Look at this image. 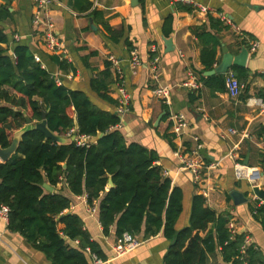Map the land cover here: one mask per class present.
Masks as SVG:
<instances>
[{
	"label": "crops",
	"instance_id": "0c3cea01",
	"mask_svg": "<svg viewBox=\"0 0 264 264\" xmlns=\"http://www.w3.org/2000/svg\"><path fill=\"white\" fill-rule=\"evenodd\" d=\"M7 2H10L13 17L0 21V27L10 38L3 46L12 51L15 43H27L35 51V57L40 58L39 52L58 55L48 50L37 32L35 0H0V6ZM88 3L90 7L84 9ZM177 3L193 8L178 9ZM94 10L100 11L101 18L108 20L114 29L124 28L125 35L120 42L107 41ZM49 12L54 33L64 47L63 55L75 64L76 71L66 74L48 58L43 65L59 77L65 76L73 87L86 90L100 108L116 112L120 116L116 128L127 142L140 143L159 154L158 164L185 193V212L177 228L188 223L191 197L199 193L210 207L229 211L238 232L250 235L264 251V226L252 213L255 204L264 201V181L252 183L238 179L235 174L236 162L252 167L264 163V113L259 105L264 98V0H55ZM170 14L174 15L173 29L170 36H166L164 20ZM209 15L223 20L228 28L219 31L211 28ZM204 25L208 33L219 40L215 67L222 62L225 48L234 56L243 47L249 50L244 66L233 65L227 73H216L226 77L235 66L249 70L243 91L236 98L229 95L227 87L222 91L206 83L205 77L212 75L201 70V52L206 42L212 41L209 36L201 38L196 33L198 30L194 31ZM168 38L173 39V50L169 51L164 42ZM126 39L133 44L141 62L136 70H131L129 65L131 51ZM254 43H258L256 49H252ZM111 56L120 61L130 95L127 110L122 113H118L117 106L98 98L89 86L91 77L105 69ZM112 71L116 76L113 66ZM189 79H196L200 87L184 86V81ZM163 86L170 88V105L154 93L156 88ZM110 93L118 99L116 86ZM171 111L184 112L189 121L181 137H176L171 130ZM230 129L237 133H231ZM242 131L250 136L243 138ZM194 136L200 138V155L205 164H214L212 169H203L201 183L193 181L191 173L182 168L174 154L177 149L191 151L195 146ZM53 190L71 198V211L81 216L85 228L101 245L111 264H165L164 255L171 241L161 232L141 239L138 247L116 257L115 226L108 236L103 234L97 205L91 208L86 194H72L63 182ZM235 191L242 193L243 202L236 203L232 196ZM0 264L52 263L20 233L12 232L8 219L0 218ZM208 264L231 263H225L218 253Z\"/></svg>",
	"mask_w": 264,
	"mask_h": 264
},
{
	"label": "trees",
	"instance_id": "16d2710c",
	"mask_svg": "<svg viewBox=\"0 0 264 264\" xmlns=\"http://www.w3.org/2000/svg\"><path fill=\"white\" fill-rule=\"evenodd\" d=\"M9 3L0 6V21L13 17ZM89 7L88 3L84 9ZM177 8L193 7L177 3ZM93 12L96 18L99 16L107 41L120 42L124 28L114 29L101 18L100 11ZM208 17L211 28H228L220 18ZM173 20V14L164 20L166 36L171 34ZM206 27L194 29L199 37L209 36L212 41L202 48V72L215 68L219 45ZM8 42L9 36L0 27V146L12 144L15 131L27 124L25 114L37 123L47 113L48 128L69 139L58 142L39 129H31L23 135L17 152L9 160L0 161V206L9 207L8 227L12 232L20 233L52 264H92V254L106 260L81 216L71 211V198L45 188L46 183L56 188L63 182L72 194H86L91 208L97 205L104 235L108 236L113 226L117 237L128 232L140 240L161 232L171 241L165 264H208L218 253L225 263L264 264V251L258 245L244 247L246 233L232 234L231 213L210 207L202 194L191 197L188 223L178 229L185 212V193L158 164L159 154L140 143L127 142L116 128L120 123L116 112L100 108L86 90L73 87L65 76L59 77L43 65L48 58L68 74L76 71L74 63L42 52L37 61L29 44L14 42L11 51L3 46ZM126 43L129 51L134 50L128 39ZM232 71L241 84L249 77L246 68L235 66ZM205 79L219 90L226 89L224 74ZM119 82L108 60L105 69L91 77L89 86L98 98L117 106L119 101L110 92ZM71 130H77L78 136L103 135L88 146H78L77 140L71 139ZM252 213L264 226V201L256 203Z\"/></svg>",
	"mask_w": 264,
	"mask_h": 264
},
{
	"label": "built area",
	"instance_id": "2783aa9c",
	"mask_svg": "<svg viewBox=\"0 0 264 264\" xmlns=\"http://www.w3.org/2000/svg\"><path fill=\"white\" fill-rule=\"evenodd\" d=\"M55 0H35L36 11L34 13V23L37 27V32L42 38V43L46 45L49 51L54 54H58L62 58H66L63 55L64 47L62 43H60L59 39L54 33V22L50 16V6ZM258 43L253 44L252 49H256ZM36 60L40 61V58L36 56ZM112 62V66L116 70V76L120 80L116 86V92L118 94L119 104L117 105L118 113H122L127 110L130 95L128 94L125 87V79L122 68L120 66V61L111 56L109 59ZM141 64L139 57L137 55V51H131V58L129 61V65L131 70H136V68ZM58 84H61V81L58 79ZM184 86L198 89L200 87V83L196 79H189L184 81ZM225 84L228 90V93L231 97L236 98L241 95L243 91V84L238 80L233 71H230L225 77ZM154 93L157 97L161 98L166 104H171L170 99V88L167 86L158 87L154 90ZM260 111L264 113V98L259 101ZM169 119L172 123L171 130L176 137L183 136L187 128L189 126V121L187 116L182 111H171L169 114ZM74 130H71L69 134L73 133ZM231 133L236 134L237 131L235 129H230ZM241 136L243 138L249 137V133L247 131H242ZM91 136L88 135H76L77 145L78 146H88L92 143ZM195 146L191 151H181L179 149L175 150L174 154L179 159L182 168L189 171L192 175L193 181L195 183L203 182V169L206 167L208 170L214 167V164L206 165L203 161V158L200 155V149L202 148V144L200 142V138L198 136H194ZM235 174L238 179H244L249 182L255 183L264 181V163L259 167H252L246 165L242 162H236L235 164ZM206 194V192H204ZM262 204V202L260 203ZM95 208V207H94ZM9 215V207L7 205L0 206V218L8 219ZM229 228L233 235L238 233L237 225L232 220L229 223ZM254 241L250 235H246L245 246L253 244ZM141 244V240L135 237L133 234L125 232L122 236L117 238V242L115 245V256L120 257L126 254L127 252L135 249ZM90 251L89 248H87ZM92 264H111V259H102L98 257L96 254H92Z\"/></svg>",
	"mask_w": 264,
	"mask_h": 264
},
{
	"label": "water",
	"instance_id": "95a60500",
	"mask_svg": "<svg viewBox=\"0 0 264 264\" xmlns=\"http://www.w3.org/2000/svg\"><path fill=\"white\" fill-rule=\"evenodd\" d=\"M133 2H135L136 0H132ZM165 42V46L167 48V50H173V39L172 38H168V39H164ZM249 54V50L247 47H243L242 51L234 56L233 54H231L227 48L224 49V57L222 62L215 67L213 70L210 71H206L205 74L206 75H214L216 73H227L229 71V69L233 66V65H238V66H244L247 60ZM26 119H27V124L22 127L21 129H18L15 131L14 136H13V140H12V144L7 147V148H3L0 146V160L3 161H7L9 160L18 150V146L19 143L23 137V135L31 129H39L42 132L45 133L47 138H51L54 139L55 141L58 142H68L69 139L67 138H63L60 137L56 134H54L47 125V120H46V116L47 113L43 114V120L39 121L37 123L32 122V120L29 118V116L27 114H25ZM75 129L78 128V123L76 122L75 125ZM76 135H77V130L74 131L71 139L75 140L76 139ZM103 135L102 132H99L97 136H94L92 138V142H96L101 136ZM247 163V161H246ZM113 184L112 180L109 181V185L111 186ZM45 188L53 191V187L46 183L45 184ZM233 198L235 199L236 203H241L245 200V198L243 197L242 193L235 191L232 194Z\"/></svg>",
	"mask_w": 264,
	"mask_h": 264
},
{
	"label": "rangeland",
	"instance_id": "374dc122",
	"mask_svg": "<svg viewBox=\"0 0 264 264\" xmlns=\"http://www.w3.org/2000/svg\"><path fill=\"white\" fill-rule=\"evenodd\" d=\"M35 123V122H34Z\"/></svg>",
	"mask_w": 264,
	"mask_h": 264
}]
</instances>
